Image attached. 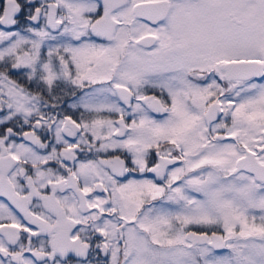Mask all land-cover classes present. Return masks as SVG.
Listing matches in <instances>:
<instances>
[{
  "label": "snow or ice",
  "instance_id": "6c2138e0",
  "mask_svg": "<svg viewBox=\"0 0 264 264\" xmlns=\"http://www.w3.org/2000/svg\"><path fill=\"white\" fill-rule=\"evenodd\" d=\"M0 264H264V0H0Z\"/></svg>",
  "mask_w": 264,
  "mask_h": 264
}]
</instances>
